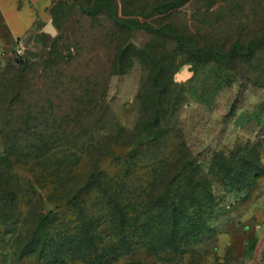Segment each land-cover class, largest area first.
I'll use <instances>...</instances> for the list:
<instances>
[{
	"label": "rangeland",
	"instance_id": "1",
	"mask_svg": "<svg viewBox=\"0 0 264 264\" xmlns=\"http://www.w3.org/2000/svg\"><path fill=\"white\" fill-rule=\"evenodd\" d=\"M47 10L0 50V264H246L264 0Z\"/></svg>",
	"mask_w": 264,
	"mask_h": 264
},
{
	"label": "crops",
	"instance_id": "2",
	"mask_svg": "<svg viewBox=\"0 0 264 264\" xmlns=\"http://www.w3.org/2000/svg\"><path fill=\"white\" fill-rule=\"evenodd\" d=\"M51 1L0 0V50L3 40L10 45L17 39L25 38L33 24L47 20ZM248 224L251 241L247 246L246 255L250 259L246 264H264V192L250 211Z\"/></svg>",
	"mask_w": 264,
	"mask_h": 264
},
{
	"label": "trees",
	"instance_id": "3",
	"mask_svg": "<svg viewBox=\"0 0 264 264\" xmlns=\"http://www.w3.org/2000/svg\"><path fill=\"white\" fill-rule=\"evenodd\" d=\"M176 8V6L175 5H172V4H168V5H166L165 6V8H164V11H172V10H174ZM168 27H172V26H168ZM177 32V31H176ZM178 34V33H177ZM173 215V214H172ZM169 220H171V222H173L172 223V225H175L176 224V219L175 220H173L172 218H170ZM89 232V231H88ZM88 232H87V234H88ZM84 235H85V233H84ZM83 238V237H82ZM81 238V239H82ZM125 238V235H123V239ZM139 239L140 238H138V237H131L130 239H128V240H123L124 241V243H125V251H130L131 253H134V251L139 247V246H141L142 245V243L141 242H139ZM68 242H70V241H68ZM146 244H147V249L148 250H151L152 248H155V246H153L154 245V241H150V239H149V241L148 242H146ZM77 245V244H76ZM78 247L80 246V247H82L84 250H89V249H92L93 247H94V245H93V243H92V236L91 235H89V236H86L85 237V239H84V243H82V244H79V245H77ZM122 246V245H121ZM143 247V246H142ZM73 248V252L74 253H76V250L77 249H75V247H72ZM119 249H123L122 247H119ZM165 249V248H164ZM124 250V249H123ZM129 252V253H130ZM130 253V255L132 256V254ZM53 264V263H52Z\"/></svg>",
	"mask_w": 264,
	"mask_h": 264
},
{
	"label": "water",
	"instance_id": "4",
	"mask_svg": "<svg viewBox=\"0 0 264 264\" xmlns=\"http://www.w3.org/2000/svg\"><path fill=\"white\" fill-rule=\"evenodd\" d=\"M45 29H46V31H48L50 33H55V29L51 24H47Z\"/></svg>",
	"mask_w": 264,
	"mask_h": 264
}]
</instances>
